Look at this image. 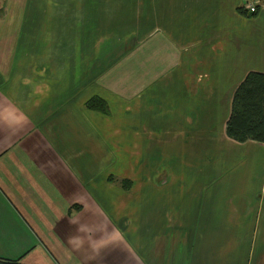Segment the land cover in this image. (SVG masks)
Masks as SVG:
<instances>
[{
    "label": "crops",
    "instance_id": "crops-1",
    "mask_svg": "<svg viewBox=\"0 0 264 264\" xmlns=\"http://www.w3.org/2000/svg\"><path fill=\"white\" fill-rule=\"evenodd\" d=\"M261 4L0 0V260L264 264V143L227 134Z\"/></svg>",
    "mask_w": 264,
    "mask_h": 264
},
{
    "label": "trees",
    "instance_id": "trees-1",
    "mask_svg": "<svg viewBox=\"0 0 264 264\" xmlns=\"http://www.w3.org/2000/svg\"><path fill=\"white\" fill-rule=\"evenodd\" d=\"M245 12H247L244 9ZM255 14V13H254ZM88 109L110 113L108 102L94 96L86 103ZM227 134L239 142L249 140L264 143V73H249L237 88L227 122ZM130 186L131 181H122ZM0 264H24L18 260H0Z\"/></svg>",
    "mask_w": 264,
    "mask_h": 264
},
{
    "label": "built area",
    "instance_id": "built-area-1",
    "mask_svg": "<svg viewBox=\"0 0 264 264\" xmlns=\"http://www.w3.org/2000/svg\"><path fill=\"white\" fill-rule=\"evenodd\" d=\"M245 8L251 13L254 14L259 10V7L262 6L261 0H244Z\"/></svg>",
    "mask_w": 264,
    "mask_h": 264
},
{
    "label": "rangeland",
    "instance_id": "rangeland-1",
    "mask_svg": "<svg viewBox=\"0 0 264 264\" xmlns=\"http://www.w3.org/2000/svg\"><path fill=\"white\" fill-rule=\"evenodd\" d=\"M120 58V57H119ZM116 59H118L117 57H114V58H112L111 60L113 61V60H116ZM123 91H127V90H129V89H122ZM120 103L121 104H124L122 101H120ZM166 106H163L165 109H167V110H169L168 109V106H167V104H165ZM114 110L116 111V115L118 116V117H123V114L122 113H119L118 112V110L117 109H115L114 108ZM170 111V110H169ZM171 112V111H170ZM107 114H110V113H107ZM171 114H172V112H171ZM253 167V166H252ZM113 178V177H112ZM123 181H126V180H123Z\"/></svg>",
    "mask_w": 264,
    "mask_h": 264
}]
</instances>
